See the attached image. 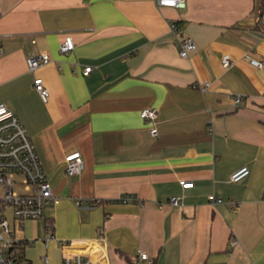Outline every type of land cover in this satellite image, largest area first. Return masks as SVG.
Segmentation results:
<instances>
[{"label":"crops","instance_id":"0c3cea01","mask_svg":"<svg viewBox=\"0 0 264 264\" xmlns=\"http://www.w3.org/2000/svg\"><path fill=\"white\" fill-rule=\"evenodd\" d=\"M261 11L260 0H0V103L32 136L60 198L18 230L27 261L47 252L62 264L59 241L43 242L50 226L77 245L98 240L109 264H133L140 250L154 264H264V64L251 61L264 62ZM171 20L197 43L187 57ZM66 34L76 46L61 53ZM43 52L51 60L30 70L27 57ZM149 106L157 136L141 115ZM74 149L85 166L68 176ZM242 166L250 173L232 181Z\"/></svg>","mask_w":264,"mask_h":264},{"label":"built area","instance_id":"2783aa9c","mask_svg":"<svg viewBox=\"0 0 264 264\" xmlns=\"http://www.w3.org/2000/svg\"><path fill=\"white\" fill-rule=\"evenodd\" d=\"M159 6L182 7L185 0H156ZM264 21V10L261 14ZM171 29L177 34V41L180 53L187 57L192 51L197 49L195 39L180 32L176 21L171 20ZM76 46L71 34H66L60 44V52L67 53ZM27 64L30 70L48 63L51 60L49 53L43 52L38 55L27 57ZM251 61L258 66H263L262 60L252 58ZM223 65L228 67L231 58L228 54L222 59ZM92 66L88 65L84 73L88 74ZM205 83L203 88L208 86ZM195 86H201L195 84ZM34 87L38 91L42 100L47 102L50 91L42 77L34 79ZM242 96H234V102L241 101ZM144 119L152 122L150 129L154 136L159 133L158 115L159 109L155 106L145 107L141 111ZM66 174L76 176L84 169V159L80 150L69 151L66 156ZM250 173L248 166H242L231 174L232 181H240ZM183 188L192 187L193 181L181 180ZM212 204L222 203L223 199L215 194L209 196ZM125 202L133 201L131 194L121 197ZM60 198L54 194L52 185L44 170L41 156L37 150L32 136L20 120L17 113L6 103H0V264H23L25 258L24 251L28 240L18 237V230L23 227L26 220H37L45 216L46 209L51 205H56ZM80 205L82 200L77 199ZM172 205H180L181 197L172 196ZM235 204L233 200L230 202ZM58 240L62 246V264H109L106 247L98 240H91L88 243L77 245L73 240L59 239L50 226L43 237V242L48 249L50 241ZM237 239L232 244L236 245ZM42 264H49L50 256L47 252L41 255ZM154 259L145 251L140 250L134 257L133 264H153Z\"/></svg>","mask_w":264,"mask_h":264},{"label":"trees","instance_id":"16d2710c","mask_svg":"<svg viewBox=\"0 0 264 264\" xmlns=\"http://www.w3.org/2000/svg\"><path fill=\"white\" fill-rule=\"evenodd\" d=\"M260 1H261V5H262V11H261V14H262V12L264 10V0H260ZM22 263L23 264H31V262L27 261L25 258H23Z\"/></svg>","mask_w":264,"mask_h":264}]
</instances>
